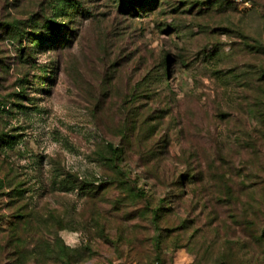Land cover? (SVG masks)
<instances>
[{
  "label": "rangeland",
  "instance_id": "374dc122",
  "mask_svg": "<svg viewBox=\"0 0 264 264\" xmlns=\"http://www.w3.org/2000/svg\"><path fill=\"white\" fill-rule=\"evenodd\" d=\"M0 264H264V0H0Z\"/></svg>",
  "mask_w": 264,
  "mask_h": 264
},
{
  "label": "trees",
  "instance_id": "16d2710c",
  "mask_svg": "<svg viewBox=\"0 0 264 264\" xmlns=\"http://www.w3.org/2000/svg\"><path fill=\"white\" fill-rule=\"evenodd\" d=\"M126 1V0H125ZM39 39V38H38ZM37 39V40H38ZM109 151L111 153V155H117L118 157V150L117 149H114L112 145H109ZM120 157V156H119Z\"/></svg>",
  "mask_w": 264,
  "mask_h": 264
},
{
  "label": "built area",
  "instance_id": "2783aa9c",
  "mask_svg": "<svg viewBox=\"0 0 264 264\" xmlns=\"http://www.w3.org/2000/svg\"><path fill=\"white\" fill-rule=\"evenodd\" d=\"M232 1L238 2V3H242V2L248 3V0H232Z\"/></svg>",
  "mask_w": 264,
  "mask_h": 264
}]
</instances>
